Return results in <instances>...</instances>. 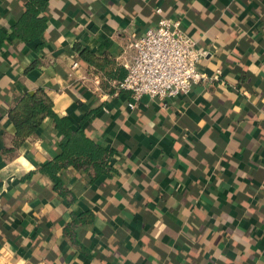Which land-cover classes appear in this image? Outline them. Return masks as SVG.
I'll use <instances>...</instances> for the list:
<instances>
[{
  "label": "crops",
  "instance_id": "0c3cea01",
  "mask_svg": "<svg viewBox=\"0 0 264 264\" xmlns=\"http://www.w3.org/2000/svg\"><path fill=\"white\" fill-rule=\"evenodd\" d=\"M24 1L0 0V29ZM46 1L41 39L0 46V264H264V0ZM159 16L179 20L214 77L133 101L117 86L128 36ZM37 88L72 128L95 111L83 129L115 173L90 183L61 168L63 199L37 171L66 140L51 119L13 147L7 110Z\"/></svg>",
  "mask_w": 264,
  "mask_h": 264
},
{
  "label": "trees",
  "instance_id": "16d2710c",
  "mask_svg": "<svg viewBox=\"0 0 264 264\" xmlns=\"http://www.w3.org/2000/svg\"><path fill=\"white\" fill-rule=\"evenodd\" d=\"M46 6V0H25L22 12L10 24L9 32L6 33L5 29H0V46L10 40L25 43L41 39L47 26L46 16L43 14ZM41 45L42 43L39 44ZM73 49H76L75 45ZM78 56L84 61H92L91 55L84 50L78 51ZM94 113L95 111L91 110L81 115L76 127L72 128L67 116H58L52 111L50 99L40 88L19 95L7 110L14 138L13 147H16L25 137L33 134L44 117L51 119L52 128L65 136V142L59 144V153L51 160L42 162L37 168V171L45 173L51 179L53 190L63 199L67 191L62 187V182L57 176L61 168L71 166L76 170H82L89 176L90 183L101 175L110 177L111 173H115L114 168L108 164L112 151L93 142L83 129L84 124L92 118ZM11 150L12 147L3 151L10 152ZM31 175L32 172H27L20 179H29ZM70 200H73L72 195L69 196ZM91 216V212L72 214L70 222L63 227V234L72 239V227L90 220Z\"/></svg>",
  "mask_w": 264,
  "mask_h": 264
},
{
  "label": "built area",
  "instance_id": "2783aa9c",
  "mask_svg": "<svg viewBox=\"0 0 264 264\" xmlns=\"http://www.w3.org/2000/svg\"><path fill=\"white\" fill-rule=\"evenodd\" d=\"M160 8L154 12L160 14ZM126 48L129 62L125 76L117 84L135 101L141 96L161 103L185 94L198 81L210 79L197 68L204 52L180 29L179 20L159 16L141 34H129ZM76 66L73 61L70 68ZM132 107V102L128 103Z\"/></svg>",
  "mask_w": 264,
  "mask_h": 264
}]
</instances>
